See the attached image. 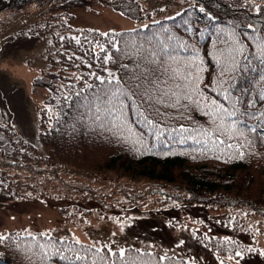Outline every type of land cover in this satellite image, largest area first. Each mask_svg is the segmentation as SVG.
<instances>
[{
  "label": "trees",
  "instance_id": "trees-1",
  "mask_svg": "<svg viewBox=\"0 0 264 264\" xmlns=\"http://www.w3.org/2000/svg\"><path fill=\"white\" fill-rule=\"evenodd\" d=\"M86 1L88 0H0V30L16 20L14 24L20 26L19 34H48L55 45V49L47 53L46 66L33 80L35 86L47 90L40 109L39 139L48 148V154L39 158L45 163L52 162L54 167L74 168L81 174L112 173L116 178H140L145 182L142 185L144 188L165 187V193L176 199L177 203L188 202L211 209L218 208L222 219L213 225L209 224L206 232L202 228L195 229L197 237L207 248L224 259H228L236 249H257L256 246L246 244L236 234L252 235L251 231L254 229L255 238L264 235V138L246 131L252 144H247L242 138L227 140L226 137H221L226 140V144L216 148L205 143L204 137L195 131L181 133V125L190 130L212 127L209 118L194 107L176 110L157 105L161 113H166L164 116L154 117L164 129V135L159 138L149 132L143 120L134 114V106L125 110L124 117L117 121L118 127L106 124L101 128V122L95 119L94 109L89 110L88 100L103 87L91 73L107 77L105 69H108L129 85L135 83L134 73L139 74L135 70L138 56L134 54L132 42H141L146 33L155 31L161 25L169 28L189 45L196 46L207 69L202 74L204 85H208L218 72L215 62L216 30L224 29L225 38L229 33L235 32L247 46L245 54L254 52L255 45L248 36H264V0H182L187 5L178 12L180 15L176 13L169 16L172 19L166 17L156 20L160 21L159 25L155 21L147 22L149 29L140 27L108 31L107 36L95 29L73 27L67 22L73 16V8ZM101 1L137 21L151 19L139 0ZM257 6L262 9L259 13L256 11ZM201 7L205 9L204 13L199 11ZM183 20L189 21L191 32L185 30L188 26L182 23ZM249 24L258 31L253 32L247 27ZM74 37L80 40V44L76 43ZM110 41L122 50L125 48L123 42L127 41L128 54L124 51L117 52ZM97 42L104 45L114 60L117 57L119 59L115 63L103 64L105 53L100 52ZM130 54L132 58H129ZM180 55L183 57L189 53L181 50ZM120 64L129 66L127 75L119 68ZM89 84L93 88L89 89ZM247 86L252 89V95L245 94L243 99L256 101L255 107L249 110L264 112V100L257 96V92L264 88V82H259L257 78L256 83ZM205 90L209 97L215 96V93ZM141 111L144 109L141 108ZM248 123L252 126L257 124V120H250ZM129 128L132 132L128 131ZM258 131L264 136V128ZM182 137L187 139L180 142ZM227 144L245 146L238 151L236 148H228ZM34 149L30 142L17 134L0 111L1 177H5L2 173L8 168L17 169L31 159L35 162L32 154ZM240 151L244 153L243 158H240ZM54 167L51 165V168ZM28 169L34 172V168L29 165L28 168L17 171V175ZM40 171L38 169L37 173ZM10 189L11 186L8 185L7 191ZM136 193L139 194L134 196V200L146 196V191L143 190ZM171 207L168 209H172ZM218 228L226 231L220 232ZM0 236L7 237L0 242V264H69L61 256L74 258L76 252L87 255L88 259L76 261L75 264H92V260L101 264V256L106 259L107 264H122L119 256H112L107 247H96L84 242L77 244L76 240L47 232L13 230ZM53 240L57 242L55 247L48 248L49 255L42 257L36 245ZM66 245H70L76 252L69 251ZM97 248L102 249L99 255L95 254ZM85 249L92 251L85 252ZM124 249L128 257L136 260V264H195L180 256L161 255L132 246ZM118 251L112 250L116 253ZM247 254L255 256L259 252L253 251L245 255ZM232 262L236 263L235 260Z\"/></svg>",
  "mask_w": 264,
  "mask_h": 264
},
{
  "label": "rangeland",
  "instance_id": "rangeland-1",
  "mask_svg": "<svg viewBox=\"0 0 264 264\" xmlns=\"http://www.w3.org/2000/svg\"><path fill=\"white\" fill-rule=\"evenodd\" d=\"M139 1L145 11L152 12V21L172 16L187 5L182 0ZM72 14L67 21L71 26L101 33L142 27L147 22L127 18L101 0H88L73 8ZM14 22L0 30V110L17 134L35 147L32 154L36 160L22 163L17 169L8 168L2 173L4 178L0 173V234L10 230L40 231L111 250L132 246L180 256L195 264H220L221 258L207 248L195 231L202 228L206 232L211 222L222 219L220 209L177 203L165 193V187L144 188L145 182L140 178H116L112 173L83 175L74 168L54 167L52 162L39 158L48 154L38 135L40 109L47 90L35 86L33 80L46 66L47 53L55 45L48 34H19L20 26ZM29 165L34 172L28 169L17 175ZM142 190L146 196L134 200L139 194L136 192ZM169 206L173 209L167 210ZM179 220L187 221L188 227H181ZM251 233L236 235L248 245L264 250L261 231L256 238L254 229ZM258 257L264 260V256ZM242 262L249 264L247 259Z\"/></svg>",
  "mask_w": 264,
  "mask_h": 264
},
{
  "label": "snow or ice",
  "instance_id": "snow-or-ice-1",
  "mask_svg": "<svg viewBox=\"0 0 264 264\" xmlns=\"http://www.w3.org/2000/svg\"><path fill=\"white\" fill-rule=\"evenodd\" d=\"M200 12L204 13L205 9L201 7ZM259 13L262 11L260 6L256 7ZM177 15H180L177 13ZM211 18V17H210ZM172 19V17H169ZM155 24H160V21H155ZM183 24L188 27L185 29L188 32L192 31V26L188 20H183ZM253 32H257L253 25L247 26ZM145 29H149V25H144ZM224 29H217V44H216V66L218 72L208 85H204L203 73L207 71L204 67V61L199 57V51L195 45H189L172 31L161 25L160 28L150 33H146L141 42H132V48L135 50V55L138 59L135 61L134 73L135 83L129 85L122 77L116 75L112 71L105 69L107 77L98 76L95 73L96 80L103 87L93 95L91 100H88L90 111L94 109V116L97 121H100V127L104 128L107 125L118 127L119 121L125 115V110L133 107V112L143 120L148 131L159 138L164 135V129L154 117L164 116L166 113H161V106L164 108H173L179 110L181 108L187 110L194 107L198 111H202L209 118L212 125L210 128L188 129L183 125L180 126L181 133L195 131L202 137L207 144L219 148L226 144L225 139L232 140L235 138L244 139L247 144H252L253 141L246 136V131L251 134H256L258 137L264 138L258 129L264 128V112H253L249 109L255 107V100L245 101L244 95H252V89L247 85L257 82H264V36H248V39L255 45V51L246 53L247 46L239 39L235 32L229 33L225 38ZM107 36L108 33H101ZM203 38V37H201ZM77 44H80L78 38H73ZM117 52H127L128 42L124 41L125 48L122 50L116 46V43L111 42ZM100 52L105 53L102 58L103 64L115 63L113 55L107 53L103 44L97 42ZM181 50L189 53L187 56L181 57ZM129 58H132L131 54ZM128 65L120 64L119 68L127 75ZM133 77H129L132 79ZM227 85V87H225ZM89 89L93 85H87ZM215 93V96L209 97L206 90ZM239 93V95H236ZM80 95V93H77ZM260 100H264V88L257 92ZM222 98V99H218ZM139 100V103H137ZM130 102V103H129ZM141 108L144 111H141ZM149 109L151 110L149 112ZM149 112V114H145ZM257 120V124L249 126L248 121ZM139 122V120L137 121ZM110 130V129H109ZM129 132L132 130L129 128ZM173 131H176L175 129ZM135 135V133H133ZM187 139L182 137L180 142ZM197 143H200L197 140ZM245 145L227 144L228 148H236L238 151ZM240 158H243L244 153L240 151ZM123 230V228H121ZM115 235V233H113ZM7 237L0 236V242ZM35 239V238H34ZM56 241H49L45 244H37L36 248L40 250L42 257H47L49 253L47 249L55 247ZM79 243V241H75ZM183 244V241L180 242ZM69 251L76 252L70 245H66ZM91 249H85V252H91ZM253 251L259 252L264 256V250L244 248L234 250L232 255L228 256L229 260H235L236 264H240V260L244 258L246 253ZM102 249H95V254L99 255ZM112 256L118 255L122 264H136V260L128 257L125 249H119L118 253L112 252ZM60 254V250H57ZM239 258V259H237ZM31 259V258H29ZM61 259L69 261V264H75L76 261H86L87 255L76 252L74 258L61 256ZM163 259V258H161ZM101 264H107L106 259L100 257ZM92 264H97L96 260H92ZM115 264V262H113ZM220 264H224L221 260Z\"/></svg>",
  "mask_w": 264,
  "mask_h": 264
}]
</instances>
